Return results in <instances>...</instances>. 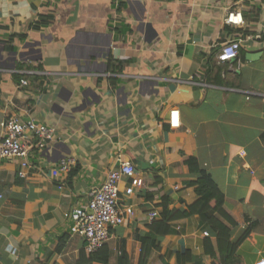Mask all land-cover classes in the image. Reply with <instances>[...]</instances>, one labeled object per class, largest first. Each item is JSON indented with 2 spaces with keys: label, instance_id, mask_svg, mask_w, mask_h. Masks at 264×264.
<instances>
[{
  "label": "crops",
  "instance_id": "0c3cea01",
  "mask_svg": "<svg viewBox=\"0 0 264 264\" xmlns=\"http://www.w3.org/2000/svg\"><path fill=\"white\" fill-rule=\"evenodd\" d=\"M231 10L243 23H226ZM233 39L239 57L219 62ZM12 116L56 133L26 168L0 159V264H90L66 213L123 161L142 184L128 195L131 179L120 182V205L134 212L112 231L109 264L120 251L141 264L149 212L198 197L191 156L226 196L231 240L252 228L239 264H264V0H0V139ZM62 158L75 164L54 176ZM172 226L144 264H177L187 249L212 264L205 239L216 245V233L199 215Z\"/></svg>",
  "mask_w": 264,
  "mask_h": 264
},
{
  "label": "built area",
  "instance_id": "2783aa9c",
  "mask_svg": "<svg viewBox=\"0 0 264 264\" xmlns=\"http://www.w3.org/2000/svg\"><path fill=\"white\" fill-rule=\"evenodd\" d=\"M226 23L229 25H240L243 23V15L240 10H231L226 16ZM241 40L233 39L223 43L217 53L219 62H230L240 55ZM27 75L37 74L34 70L22 71ZM28 84V80L23 78L20 86ZM1 126L5 130L0 139V159L19 158L22 160V167L29 166V155L33 147L44 149L47 144L54 140L56 128L51 125L24 120L18 116L1 121ZM32 132L35 140L31 141L27 136ZM75 160L72 158H62L58 166L52 171L54 176L61 172H69ZM22 177L26 172L20 171ZM131 179V185L125 190L131 195L135 187L142 184L141 179L135 177V168L131 162L123 161L119 168L111 170L104 182L91 192L90 199L82 205H77L66 216L74 223V230L86 242V248L91 252H96L102 248L110 239L113 229L122 225L126 217L133 214L132 205H120V182L124 178ZM159 217L157 210L149 212L147 218L152 223ZM208 235V232H206Z\"/></svg>",
  "mask_w": 264,
  "mask_h": 264
},
{
  "label": "trees",
  "instance_id": "16d2710c",
  "mask_svg": "<svg viewBox=\"0 0 264 264\" xmlns=\"http://www.w3.org/2000/svg\"><path fill=\"white\" fill-rule=\"evenodd\" d=\"M25 39L26 36L14 33L10 40ZM17 76L19 83L23 77ZM190 171L197 175L196 180L188 181L189 186L195 188L197 199L186 207L171 208L169 203H162V211L159 217L151 224L146 235L140 236L142 240L141 264H144L153 247L160 248V238L174 232L172 223L174 221L199 215L201 223L209 226L216 233V245L210 238L205 239V254L211 256L212 264H239L241 258L237 254L241 243L250 235L252 228L249 227L242 237L234 242L231 240V228L237 222L225 210L226 196L220 189L213 176L199 166L195 157L186 159ZM213 213H210V212ZM114 230V229H113ZM82 261L90 264H109V248L107 243L96 252L89 251L86 247L82 252ZM164 264H170L163 257ZM117 264H130L129 257L120 251ZM177 264H203L199 259L193 262L192 252L187 249L177 253Z\"/></svg>",
  "mask_w": 264,
  "mask_h": 264
}]
</instances>
